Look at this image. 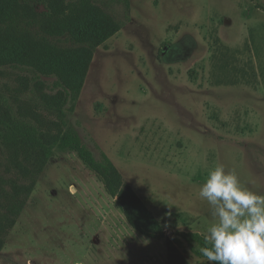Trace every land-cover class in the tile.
<instances>
[{
    "label": "rangeland",
    "instance_id": "obj_1",
    "mask_svg": "<svg viewBox=\"0 0 264 264\" xmlns=\"http://www.w3.org/2000/svg\"><path fill=\"white\" fill-rule=\"evenodd\" d=\"M60 1L75 12L77 0ZM93 2L122 28L93 51L74 113L46 104L65 89L55 78L0 68V95L14 120L50 135L61 123L96 160L104 152L164 235L134 230L76 153L54 147L45 161L35 147L17 169L0 147V264H168L170 242L190 264H215L200 252L214 219L199 196L208 172L223 165L264 195V0Z\"/></svg>",
    "mask_w": 264,
    "mask_h": 264
},
{
    "label": "trees",
    "instance_id": "obj_2",
    "mask_svg": "<svg viewBox=\"0 0 264 264\" xmlns=\"http://www.w3.org/2000/svg\"><path fill=\"white\" fill-rule=\"evenodd\" d=\"M39 4L45 6L44 12H39ZM75 7V12H68L60 0H40L36 6L26 0H0V68L29 72L39 80L55 78L65 89L46 96V104L58 111H63L68 104L69 113L76 109L93 51L122 28L120 22L93 0H77ZM61 38L68 40L71 47H62L58 43ZM20 83L14 94L16 103L22 102L20 97L28 88L24 78ZM12 109L10 99L0 95V147L11 152L17 169H24L19 158L27 160V153L35 147L43 153L45 161L51 158L54 147L72 151L101 178L106 191L117 198V204L134 230L152 239L163 237L160 221L136 191L124 182L104 152L98 161L80 137L66 130L63 124L57 123V134L50 135L19 119L14 120ZM24 111L26 109L20 107L16 113L23 117ZM34 187L33 183L16 192L24 191L28 196ZM168 264H190L171 242Z\"/></svg>",
    "mask_w": 264,
    "mask_h": 264
},
{
    "label": "clouds",
    "instance_id": "obj_3",
    "mask_svg": "<svg viewBox=\"0 0 264 264\" xmlns=\"http://www.w3.org/2000/svg\"><path fill=\"white\" fill-rule=\"evenodd\" d=\"M199 196L211 208L213 223L200 252L215 264H264V195L242 186L235 171L217 165Z\"/></svg>",
    "mask_w": 264,
    "mask_h": 264
}]
</instances>
